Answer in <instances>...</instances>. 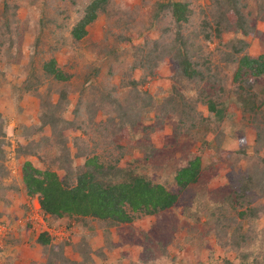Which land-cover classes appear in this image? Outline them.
<instances>
[{"label":"trees","instance_id":"obj_1","mask_svg":"<svg viewBox=\"0 0 264 264\" xmlns=\"http://www.w3.org/2000/svg\"><path fill=\"white\" fill-rule=\"evenodd\" d=\"M71 2L75 6L78 5L77 0ZM144 3L150 4L148 18L140 20L135 14L128 20L118 16L120 10L117 9L121 6L116 4L115 0H91L84 6L82 16L70 30L73 41L80 43L88 38L89 29L101 17L106 19V34L103 41L94 43L96 50L90 49L92 53L95 52L96 61L88 64L82 73H71L69 70L74 69L76 65L73 64L77 59L74 52L64 54L67 59L64 64L60 61V51L65 46L61 42L63 38L54 36L49 40L46 37L48 33L54 35L52 27L57 26L62 30L68 24L66 22L69 21L70 14L67 11L62 12L67 14L66 21L62 20L65 23L57 21L60 19L56 16L44 17L38 24L37 32L31 30V79L27 80L28 88L25 91L34 93L39 99L41 121L37 129L42 134L39 147L47 148L53 161L52 168L46 170L35 167L30 161L25 162L22 183L27 191L26 195L38 199L49 229L59 230L60 224L65 221L69 228L71 224H76L94 230L91 221L95 220L106 233L107 239L112 228L130 224L137 216H162L177 208L180 203H184L178 193L154 182L148 176L120 168L111 162L101 161L99 155H94L79 145L78 133L86 132L91 126L97 127L104 135L113 134L114 138L117 137L112 141L116 149L121 150L129 148L128 144L125 146L126 141L135 137L132 135V127L133 131L136 127L151 136L160 133L169 122L175 139L181 138L177 130L188 132L193 139L200 133L192 129L196 128L198 122L205 124L208 120L199 121L202 115L194 104H197V101L194 97L185 98L178 88L181 86L192 90L193 84H203L198 94L199 102L214 114L215 121L223 122L240 111L241 123L254 131L252 152L249 153L248 150L249 138L241 133L239 141L242 147L234 152L238 156L235 157L230 152L229 155L231 158L235 157L232 158L234 160L222 159L220 164L230 167V183L220 191L214 192L216 200L222 199L219 206L214 210H204L206 221L211 224L208 233L213 232L218 240L223 234L234 236L239 226H242L237 220L255 218L258 215L259 210L251 208L255 193L260 199H264V53L253 56L247 51L250 45L247 39L263 37L252 25L259 21L264 22V0H256V12H248L253 15L250 21L244 14L248 6L243 0H213L208 5L212 20L205 19L198 25L201 32L192 31L189 37L182 34V29L195 28V1L157 0L152 3L144 0ZM3 6L1 15L4 20L16 22L19 5L5 1ZM199 7L205 14L203 7ZM113 27H117L120 33L112 31ZM233 30L243 34L245 39L233 38L229 42H223L225 34ZM13 34L18 33L11 30V35ZM199 34H204L208 43L218 40L216 59L212 53L204 54L203 47L196 43ZM136 39H142L143 42L138 49L132 44ZM123 42L133 46L131 56L135 60L131 71L126 72L122 82L116 86L108 84L112 76L107 78L108 82H99L105 66L113 69L114 64H120L122 61L117 54L120 51L118 44ZM7 43L11 46L14 44L12 41H1L0 53ZM221 47H225L227 51L221 50ZM11 48L13 47L7 46L4 49L9 51ZM163 58L169 60L174 73L170 77L172 88L165 93L162 101L157 103L149 91L137 90L147 82L132 78V71L142 70L145 76L157 75L155 72L160 68ZM228 68L233 70L232 73H228ZM34 80L35 84L32 83ZM204 83L207 86H204ZM40 85L47 88L40 92ZM161 92L165 91L160 90L159 94ZM71 97H76L74 114L73 118H66ZM217 98L221 102L216 103ZM99 112L105 116L104 120H97ZM114 116L119 117L117 124L111 120ZM142 120H153V123L142 127ZM47 128L52 131L51 134L47 135ZM5 133L4 124L0 121V136L3 137ZM74 133L76 135H73ZM22 152L27 150L23 148ZM251 153L257 158L256 167L249 165L243 168L244 160L253 159ZM220 164L214 165L213 169L218 171ZM204 170L202 159L199 156H191L175 173V181L181 191L199 189L201 194L203 193L202 196H205V187L201 188L208 181ZM17 190L13 189L12 194ZM249 191L252 192L250 195ZM188 200H183L185 206L189 204ZM194 203L195 201H192V205ZM202 212L201 210L198 213L195 220L200 221ZM164 224L166 233L174 238L173 234L178 228L186 227L188 222L185 218H178L171 224ZM240 234L239 230L236 237ZM244 236L241 235L240 238L246 241ZM55 239L58 237L45 230L39 235L38 242L45 247L53 244L58 249L62 264H92L91 249L79 246L78 254L83 258L80 262L69 261L62 250L64 244L55 242ZM144 239L147 243L150 240L149 235L146 234ZM163 243L161 241L157 247L168 256L167 246L160 247ZM236 245L239 246L238 241ZM172 259L174 261H171V264H174L176 257Z\"/></svg>","mask_w":264,"mask_h":264},{"label":"rangeland","instance_id":"obj_2","mask_svg":"<svg viewBox=\"0 0 264 264\" xmlns=\"http://www.w3.org/2000/svg\"><path fill=\"white\" fill-rule=\"evenodd\" d=\"M5 1H9L10 4L16 2L19 5L16 12V22L6 21L2 17L1 12ZM89 1L91 0H77L78 5L75 6L71 0H0V39L14 43L12 46L7 43L1 48L0 53V121L3 122L6 132L3 137L0 136V264H62L58 257V249L53 244L45 247L38 242L39 235L48 229L46 225L48 222L45 219L43 223L42 217L44 218V216L40 210L38 199L29 198L22 183L25 162L30 161L35 167L46 170L52 168L53 161L47 148L39 147L42 141V134L37 129L41 121L39 99L34 93L25 91L28 88L27 80L30 81L31 79L29 66L32 50L29 48V43L33 38L31 30L37 32L38 24L42 18L56 16L60 19L57 21L62 24V20L66 21L67 15L62 12L67 11L70 14L69 21L66 22L68 24L62 30L57 26L52 27L54 35L48 33L46 37L49 40L54 36L63 38L61 42L65 46L60 51V61L64 64L67 62L64 54L69 55L74 52L77 59L73 64L76 65L74 69L69 70L71 73L84 72L88 64L96 61L95 52L92 53L90 49H95L94 43L103 41L106 34V19L101 17L89 29L88 38L80 43L73 41L70 30L82 16L84 6ZM146 1L154 3L157 0ZM163 1L168 2V0ZM193 1H195L196 10L193 18L195 28L182 29V34L186 37H189L192 31L201 32L198 25L200 26L205 19L212 20L208 5L213 0ZM243 1L248 6L245 8L244 14L250 21L253 15H249L248 12H256V0ZM115 2L121 6L117 9V11L120 10L117 15L123 16L124 20H128L134 14L138 20L148 18L147 11L150 4H145L144 0H115ZM199 6L203 7L205 14L202 13ZM11 16L8 15V17ZM114 20H116L115 17ZM252 27H256V31L263 34V37L259 36L254 40L247 39L250 43L247 51L250 54L264 53V40L262 39L264 38V22L259 21ZM11 30L18 34L11 35ZM112 31L116 34L120 33L117 27H113ZM152 35L155 36L154 33ZM233 38L245 39V36L233 30L225 34L222 41L226 43ZM142 43V39H136L132 44L138 49ZM196 43L201 48L203 47L204 54L212 53L216 59L215 52L219 44L217 39L208 43L204 39V34H199ZM132 44L124 42L118 44L120 51L117 55L122 61L120 64H114L113 69L105 66L99 82H108L109 76L112 77L108 84L112 86L122 82L125 73L131 71L135 60L131 56ZM7 46L13 48L7 51L4 49ZM222 49L227 51L225 47H221ZM161 62L160 68L155 72L157 75L154 76H145L142 70L132 71V78L147 82L142 86L140 85L137 90L149 91L157 103H160L165 93L172 88L170 77L174 73L173 66L168 59L163 58ZM120 65L122 67H119ZM232 71L228 68L229 74ZM32 83L35 84L36 80ZM204 86L207 84L204 83ZM201 87L203 84H193L192 90L181 86L178 88L185 98L194 97L197 101V104H194L198 113L202 115L199 121L208 120L205 124L198 122L196 128L192 129L200 133L193 139L188 132L180 130H177V133L181 138L175 139L174 130L169 122L160 133L151 136L148 132L136 127L133 131L132 127V135L135 137L126 141L125 146L128 144L129 148L121 150L116 149L112 141L117 137L114 138L113 134L106 136L103 132L98 131L97 127L91 126L86 129L87 133L82 131L78 133L79 145L92 154L99 155L101 161L111 162L120 168L131 169L138 174L148 176L154 182L161 183L169 190L178 193L182 202L185 203L184 199L190 201L188 200L189 204L186 206L184 203H180L177 208L162 216H137L130 224L112 228L109 239L106 238V233L95 220L91 221L94 230L83 225H81L83 227H79L76 224H71L69 228L66 225L67 222L64 221L59 226L63 235L54 241L64 244L62 250L69 261H81L83 256L80 257L77 250L81 246L91 249L92 264H171V261L172 263L174 261L172 257H176L174 264H264V199L256 196L257 193H255L254 198L251 197V199L253 198L251 208H257L259 210L258 213L256 212L258 215L255 218L237 220L242 224L237 232L240 230V236L245 235L246 241L242 240L240 236L236 237L237 232L234 236L223 234L220 240L213 232L208 233L211 224L206 221L207 217L204 215L206 213L204 210L207 208L214 210L219 206L222 199L216 200L214 192L220 191L230 183V167L220 163L223 158L232 161L234 160L232 158L238 156L234 152L239 151L242 147L239 141L242 135L249 138L250 147L248 150L249 153L252 152L255 136L250 127H246L243 122L241 123L240 111L233 114L234 117L227 118L223 122L215 121L214 114L209 112L207 106L199 102L198 94ZM45 88L47 87L40 85V92L44 91ZM160 90L165 92L159 94ZM215 102L218 103L221 100L217 98ZM75 104L76 97H71L66 118H73ZM85 116L88 115L85 114ZM104 118L102 112H99L97 120H104ZM111 120L117 124L119 117L114 116ZM152 123L153 120H142L141 126L147 127ZM51 132L49 128L46 129L47 135ZM121 140L123 141L122 138ZM23 148L27 152H22ZM230 152L235 157L231 158ZM252 155L254 156V154ZM262 155H264V151ZM191 156L192 158L199 156L202 159L205 178L208 180L207 184L201 187H205V196H202L203 193L201 194L199 189L192 188L188 192L181 191L175 181L177 169L184 166ZM216 164H220L218 171L213 169ZM256 164L257 158L254 156L252 160H244L243 168L249 165L254 168ZM16 188L18 190L12 194V190H16ZM251 193L248 192L249 195ZM192 201H195L193 205ZM201 210L204 213L202 212L200 221L195 220ZM178 218L180 220L185 218L188 225L186 224L187 226L185 225L186 227L181 229L178 228V231L173 234L174 238H171L166 233L164 222L171 224ZM146 234L150 238L147 243L144 239ZM161 241L164 243L160 247L167 246L168 256H165L161 248H158ZM237 241L239 246L236 245V247ZM141 256L142 258H140ZM152 259L154 260L150 261Z\"/></svg>","mask_w":264,"mask_h":264},{"label":"built area","instance_id":"obj_3","mask_svg":"<svg viewBox=\"0 0 264 264\" xmlns=\"http://www.w3.org/2000/svg\"><path fill=\"white\" fill-rule=\"evenodd\" d=\"M42 219H43V223H44V218L42 217ZM47 230L50 231L54 236H56L58 238H59V236L63 235V231L61 229L54 230V229H49L48 228Z\"/></svg>","mask_w":264,"mask_h":264},{"label":"crops","instance_id":"obj_4","mask_svg":"<svg viewBox=\"0 0 264 264\" xmlns=\"http://www.w3.org/2000/svg\"><path fill=\"white\" fill-rule=\"evenodd\" d=\"M254 44H255V42H254ZM261 54H262L261 52H260L259 54H253V53H252L253 56H259V55H261Z\"/></svg>","mask_w":264,"mask_h":264}]
</instances>
